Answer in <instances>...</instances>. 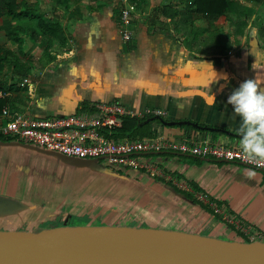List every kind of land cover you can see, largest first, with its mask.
Listing matches in <instances>:
<instances>
[{
  "label": "crops",
  "instance_id": "0c3cea01",
  "mask_svg": "<svg viewBox=\"0 0 264 264\" xmlns=\"http://www.w3.org/2000/svg\"><path fill=\"white\" fill-rule=\"evenodd\" d=\"M189 2L69 0L66 8L54 0H33L32 15L62 28V41L51 39L47 57L41 49L45 33L35 20L2 18L0 28L8 22L21 29L22 44L9 41L0 29V48L11 61L0 57V124L5 108L49 118L118 103L138 118L162 113L154 116L165 122L152 126L156 136L180 140L197 135L240 146V117L226 101L254 75L255 58L256 72L264 74L263 41L249 22L243 36L226 17L209 26L188 8ZM129 6L135 12L128 26L132 40L125 44L120 15ZM25 79L29 83L23 86ZM186 124L188 129L182 127ZM148 159L155 175L127 169L131 175L125 177L117 175L119 169L0 137V198L21 206L12 215H0V232L40 234L70 227L72 218H80L88 222L85 227L99 222L97 227L141 229L146 223L162 231L217 240L225 236V242L264 243L263 173L249 175L250 169L237 164L169 153ZM69 170L81 172L79 181L66 179ZM84 177L91 181L85 184ZM238 224L245 226L241 233L235 232Z\"/></svg>",
  "mask_w": 264,
  "mask_h": 264
},
{
  "label": "water",
  "instance_id": "95a60500",
  "mask_svg": "<svg viewBox=\"0 0 264 264\" xmlns=\"http://www.w3.org/2000/svg\"><path fill=\"white\" fill-rule=\"evenodd\" d=\"M20 207L0 198V215ZM0 264H264V243L128 227H60L40 234L0 232Z\"/></svg>",
  "mask_w": 264,
  "mask_h": 264
},
{
  "label": "built area",
  "instance_id": "2783aa9c",
  "mask_svg": "<svg viewBox=\"0 0 264 264\" xmlns=\"http://www.w3.org/2000/svg\"><path fill=\"white\" fill-rule=\"evenodd\" d=\"M134 12L135 7L129 6L120 15L123 26L121 36L125 44L132 40L128 26ZM28 83L25 79L22 85ZM1 115L4 122L0 124V137L12 138L19 144L65 158L97 162L110 169L144 170L153 176L157 170L148 158L169 153L237 164L264 174V162L245 159L240 146L214 143L208 138L200 139L197 135L180 140L156 135L117 140L113 134L121 128L122 118L135 117L118 103H103L84 112L49 118H34L11 112L8 108ZM152 115L161 116L162 113ZM199 199L202 201L203 197L199 196Z\"/></svg>",
  "mask_w": 264,
  "mask_h": 264
},
{
  "label": "trees",
  "instance_id": "16d2710c",
  "mask_svg": "<svg viewBox=\"0 0 264 264\" xmlns=\"http://www.w3.org/2000/svg\"><path fill=\"white\" fill-rule=\"evenodd\" d=\"M31 1L33 0H0V20L4 17L13 20L29 17L35 20L37 27L42 29L45 33L46 42L44 41L45 45L42 46L41 49L43 50L42 56L47 57L50 54L45 52H47L48 47L52 43L51 39L62 41V28L60 24L54 20L45 19L38 14L32 15L30 12L32 7ZM54 1L60 5L63 3L64 7L66 6L67 8L69 0ZM36 2L37 0H35V3ZM259 7L264 10V0H190L188 8L193 9L196 16L206 21L209 26H212L220 17H226L228 20H231V22L233 21L236 27V35L243 36L249 19L256 13ZM261 27L263 28L262 24ZM261 27L258 32L264 37V32ZM0 29L4 30L9 41L21 46L22 42L19 37L21 29L12 28L8 22L3 23ZM6 55V49L0 48V57L2 56L3 61L11 62L10 60H6ZM15 60L17 61L18 59L15 58ZM15 65H17L18 68H22L18 62L15 63ZM17 75L20 77L25 76L21 71H18ZM2 106L3 102L0 101V111ZM86 108V106H83L82 111L86 110ZM155 124L165 125V122L151 115L142 118L126 116L122 118V126L114 132L113 137L117 140L124 138H150L155 135L152 131V126ZM176 126H178V124H176ZM182 127L188 129L190 126L186 124ZM192 188L196 190L195 186H192ZM186 197L190 198V195H186ZM207 210L210 211L209 208H207ZM246 243L248 242L246 241Z\"/></svg>",
  "mask_w": 264,
  "mask_h": 264
},
{
  "label": "clouds",
  "instance_id": "9594fccd",
  "mask_svg": "<svg viewBox=\"0 0 264 264\" xmlns=\"http://www.w3.org/2000/svg\"><path fill=\"white\" fill-rule=\"evenodd\" d=\"M234 88L227 98L235 115L240 117V147L245 159L264 162V74L256 72ZM254 172L250 169L249 175Z\"/></svg>",
  "mask_w": 264,
  "mask_h": 264
},
{
  "label": "rangeland",
  "instance_id": "374dc122",
  "mask_svg": "<svg viewBox=\"0 0 264 264\" xmlns=\"http://www.w3.org/2000/svg\"><path fill=\"white\" fill-rule=\"evenodd\" d=\"M263 19H264V11L263 12H261V11L258 12L257 11L248 21L249 22V25H248L249 29L250 30H254V29L259 30V28L261 27V24H262L263 28L262 27L261 28H262V30L264 32ZM257 37H258V39H260V41L262 40L263 44H264V39L260 38L262 36L259 35V33H258ZM119 171L121 173H117V175L125 176V177H127L128 175H131L130 170H119ZM119 171H117V172H119ZM81 175H82L81 172H76L75 171V173H74V171L69 170V173H68L66 179H76V180H78L81 177ZM76 180H74V181H76ZM82 181L85 182V184H86V183L90 182L91 179L87 178L85 180V177H84V178H82ZM65 187H68L67 184H65ZM82 187L83 186H81V188ZM223 222L225 223L226 221H223ZM104 223H108V222H104ZM111 223L115 224V222H113V221ZM87 224H88V222H86L85 219H80V218H72V220L69 222V225H71L70 227H85V226H87ZM89 224L90 225L95 224L96 226H92V227H97L99 222H92V223H89ZM228 224L233 226V224H231L229 222H228ZM238 225L240 226L241 224H238ZM234 226L236 227V224ZM139 227L141 229H149L148 227H151V230H157V229H152V226L150 224H146V223L140 224ZM242 227H238L239 231L235 230V232H240L241 230L245 229V226L242 225ZM219 240L228 241V239L225 236L219 237ZM261 241H263V240H261Z\"/></svg>",
  "mask_w": 264,
  "mask_h": 264
}]
</instances>
